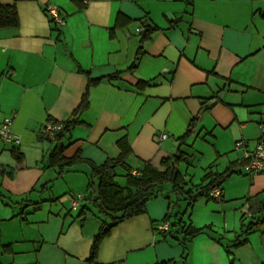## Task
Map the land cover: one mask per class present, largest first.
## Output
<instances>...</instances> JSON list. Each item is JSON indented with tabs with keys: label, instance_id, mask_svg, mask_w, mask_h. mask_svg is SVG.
Returning <instances> with one entry per match:
<instances>
[{
	"label": "crops",
	"instance_id": "0c3cea01",
	"mask_svg": "<svg viewBox=\"0 0 264 264\" xmlns=\"http://www.w3.org/2000/svg\"><path fill=\"white\" fill-rule=\"evenodd\" d=\"M0 4L18 13L17 24L0 26V123L15 113L12 130L20 137V144L0 139V264H264V172L247 178L240 168L221 185L219 202L199 197L187 208L164 184L145 213L112 228L91 262L104 219L87 197L91 166L82 161L59 173L49 165L54 143L41 134L50 119L69 120L89 79L101 78L81 123L64 138V155L81 151L101 165L119 157L122 141L130 148L115 180L126 186L129 171L140 175L148 163L163 171L162 160L181 149L187 158L180 171L196 193L209 172L239 164L236 141L252 149L264 139V0ZM49 5L64 25L51 21ZM197 141L213 148L200 166L206 152L191 148ZM77 193L84 199L74 209ZM186 208L184 224L204 233L184 242L181 231H157L170 211L180 217ZM238 238L244 241L235 245Z\"/></svg>",
	"mask_w": 264,
	"mask_h": 264
},
{
	"label": "trees",
	"instance_id": "16d2710c",
	"mask_svg": "<svg viewBox=\"0 0 264 264\" xmlns=\"http://www.w3.org/2000/svg\"><path fill=\"white\" fill-rule=\"evenodd\" d=\"M18 22L17 9L13 5L0 4V26L13 25ZM53 22V21H52ZM140 56L137 55L129 70H134L137 67ZM101 78L89 79L86 92L83 94L81 103L74 110L72 117L67 121H56L61 124V127L54 132V138H50L44 131H41L43 137L51 140L54 147L49 156V165L59 167V173L64 172L66 167L72 166L78 162L85 161L91 166V176L88 185V199L93 205L99 209L104 215L101 226L94 237L91 256L89 260L94 261L97 256L98 248L101 242L110 235L113 227L120 222L146 212L147 202L161 193L164 184H171V192L176 196H182L188 200L187 208H190L199 197H210L209 193L215 186H221L228 178H230L238 169L239 164L228 167L220 173L209 172L207 183L197 191L187 188L182 172L180 171V163L186 160V155H183L181 149L179 154L162 160V166L165 170H160L151 164H146L140 175H133L130 171L127 173V185L122 186L116 180L115 168L118 166H126L127 154L129 146L120 141L122 153L115 159H108L105 163L98 165L93 161L83 158L81 151H78L71 157H66L64 151L67 146L64 143L65 136L71 131L73 126L81 123L80 115L89 106L90 89L97 84ZM53 119H50L52 121ZM55 121V120H54ZM193 124H191L185 134L180 137V146L184 145L187 139L192 134ZM238 168V169H237ZM222 187V186H221ZM211 198V197H210ZM257 198V196H256ZM261 208L264 209V202H261ZM187 208L179 217L171 211L166 215L164 221H169L171 230L176 229V232L183 233L186 241L187 237L192 238L205 232L204 228H196L191 225L184 224V215ZM260 224L259 220L250 222L243 228V235L248 233L253 228ZM243 239H236L235 245L243 243Z\"/></svg>",
	"mask_w": 264,
	"mask_h": 264
},
{
	"label": "built area",
	"instance_id": "2783aa9c",
	"mask_svg": "<svg viewBox=\"0 0 264 264\" xmlns=\"http://www.w3.org/2000/svg\"><path fill=\"white\" fill-rule=\"evenodd\" d=\"M47 14L49 15L51 21L56 24L64 25L65 18L62 15L61 11L56 5H49L46 8ZM15 113H12L9 116H6L3 121L0 123V139L9 142L12 144H20V137L13 132L12 125L14 121ZM61 127V124L52 120L48 122L43 128L47 135L50 138H54V132ZM264 129V126L262 127ZM167 137V134L163 133L159 140H163ZM247 143L244 140H238L235 143L236 150H243V154L238 159L239 168L245 171L250 175H257L264 172V139L260 138L254 148H247ZM210 197L214 200L221 201L223 198V189L221 186H215L210 190ZM84 199L82 193H77L73 197V208L76 209L80 201ZM156 229L159 232H168L171 229L169 221H162L156 225Z\"/></svg>",
	"mask_w": 264,
	"mask_h": 264
},
{
	"label": "rangeland",
	"instance_id": "374dc122",
	"mask_svg": "<svg viewBox=\"0 0 264 264\" xmlns=\"http://www.w3.org/2000/svg\"><path fill=\"white\" fill-rule=\"evenodd\" d=\"M199 147H201L202 149H200ZM192 149H194V151L195 150H198V152H200V150H202L204 153L208 150V151H210V153H211V151H213V148H212V146L209 144V143H207L206 142V144H204V146H203V143L201 142V141H197L196 143H195V146H193V147H191ZM190 148V149H191ZM209 153V152H208ZM207 152H206V155L204 156V157H201V158H198V160H200V162L197 164L198 166H200L201 165V163L202 162H205V161H207V159H208V157H209V155L210 154H208ZM199 154V153H198ZM196 155H197V153H196ZM201 170L200 169H198V175L197 176H199V173H201L200 172ZM190 173H194V172H190ZM197 173V172H196ZM249 175L250 174H248V173H246L245 171H243V172H241V174H240V176H243V177H247V178H249ZM251 176V175H250ZM213 201V202H212ZM215 201H217V200H215ZM215 201L214 200H211V202L210 203H215ZM217 202H219V201H217Z\"/></svg>",
	"mask_w": 264,
	"mask_h": 264
},
{
	"label": "water",
	"instance_id": "95a60500",
	"mask_svg": "<svg viewBox=\"0 0 264 264\" xmlns=\"http://www.w3.org/2000/svg\"><path fill=\"white\" fill-rule=\"evenodd\" d=\"M146 30V29H145ZM216 101H212L208 104L207 108H211L213 105H215ZM206 110V108L202 109L201 113H203Z\"/></svg>",
	"mask_w": 264,
	"mask_h": 264
}]
</instances>
